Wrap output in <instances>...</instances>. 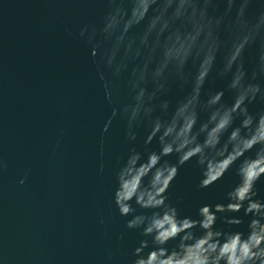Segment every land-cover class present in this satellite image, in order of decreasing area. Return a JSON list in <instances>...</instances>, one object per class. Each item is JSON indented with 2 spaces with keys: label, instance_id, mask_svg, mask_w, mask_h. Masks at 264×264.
Wrapping results in <instances>:
<instances>
[{
  "label": "clouds",
  "instance_id": "obj_1",
  "mask_svg": "<svg viewBox=\"0 0 264 264\" xmlns=\"http://www.w3.org/2000/svg\"><path fill=\"white\" fill-rule=\"evenodd\" d=\"M106 2L102 26H86L79 35L98 57V70L106 68L114 78L101 72L111 103H118L114 96L131 66V103L114 108L112 116L127 120L132 141L137 129L147 127L146 150L153 141L159 144L146 155L131 148L116 173L115 205L121 216L132 217L126 227L145 237L132 264H264V199L256 187L264 179V110L249 109L264 103V8L249 17L254 0H223L219 15L221 0ZM254 47L259 55L249 73L245 54ZM214 73L228 80L231 103L223 89L205 90ZM177 82L190 91L174 108L169 100L157 105ZM172 156L176 163L166 159ZM191 161L201 169L200 189L216 185L233 168L239 178L225 193L226 202L203 204L195 218L182 216L169 196L180 168ZM5 167L0 160V169ZM244 217H250L246 231Z\"/></svg>",
  "mask_w": 264,
  "mask_h": 264
},
{
  "label": "water",
  "instance_id": "obj_2",
  "mask_svg": "<svg viewBox=\"0 0 264 264\" xmlns=\"http://www.w3.org/2000/svg\"><path fill=\"white\" fill-rule=\"evenodd\" d=\"M225 7L221 0L216 14ZM262 8L264 0H254L249 17ZM107 11L106 0H0V160L6 165L0 169V264H132L145 239L126 227L132 217L121 216L115 205L116 173L131 148L146 155L159 144L146 150L149 129H137L132 141L127 120L112 116L114 108L131 103V66L114 96L118 103H111L101 72L114 78L106 68L98 70V57L79 35L86 26H102ZM258 55V47L246 52L249 73ZM222 67L221 55L217 72ZM227 84L214 73L205 90L223 89L231 103ZM170 87L157 105L169 100L174 108L190 91H181L178 82ZM249 109L260 112L264 103ZM166 159L176 163L177 157ZM201 178L191 161L173 181L170 202L182 216L195 218L203 204L226 202L225 193L239 181L235 168L208 189L198 187ZM256 187L264 199V179ZM244 219L246 231L250 217Z\"/></svg>",
  "mask_w": 264,
  "mask_h": 264
}]
</instances>
